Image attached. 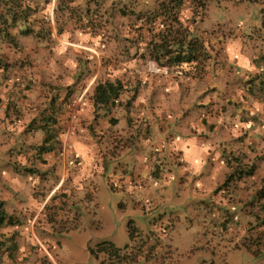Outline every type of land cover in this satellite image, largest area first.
I'll return each instance as SVG.
<instances>
[{
  "label": "rangeland",
  "instance_id": "rangeland-1",
  "mask_svg": "<svg viewBox=\"0 0 264 264\" xmlns=\"http://www.w3.org/2000/svg\"><path fill=\"white\" fill-rule=\"evenodd\" d=\"M170 3L171 0L29 1L28 24L17 28L19 32L16 30L13 38L16 47L12 50L16 58L27 56L28 70L34 67L35 57L41 55L40 48H36L37 33L42 37L37 42L51 43L55 40L52 25L55 31L76 26L85 40L105 45L100 70L84 59V73H98L94 86L117 81L121 90L117 99L97 106L95 112L92 105L90 116L94 123L85 132L92 140H106L100 156L103 166L101 162L96 166V161L94 167L85 169L82 164L72 165L70 183L61 188L69 190L66 193H43L52 190L54 178L43 192L36 183L33 190L29 186L30 195L26 192L18 197L24 209L17 212L16 229L7 227L0 231L13 236L16 248L11 261L3 258L0 264H264L262 233L247 231L246 239L238 242L242 248L231 250L228 240L222 238L225 235H219L226 228L220 226L219 231L207 221H198L201 212L214 221L210 204L217 202L216 193L209 194L204 187L195 189L193 171L183 165L184 157L179 152L171 151V156L159 158V146H150L154 161L148 177H135L130 174L133 169L124 172L119 166L124 162H118V140H151L153 144L154 140L196 135L202 115L212 117L216 106L213 101L220 96L222 80L227 75H255L262 65L254 61L264 51V3L215 0L203 12L193 9L190 0H182L173 14L161 10L162 4ZM26 29L31 33L21 34ZM167 32L170 38L166 37ZM163 33L165 36L161 37ZM81 34L69 33V39L77 40ZM181 37L203 47L198 62L177 68L158 64L152 54L155 47L161 45L169 51L166 57L160 54L165 62L168 56L180 52L171 44ZM13 43L0 42V50ZM18 47L23 53L14 51ZM86 51L93 54L92 50ZM219 71L223 75L218 78ZM61 129L59 134L64 135V128ZM206 141L212 150L215 140ZM169 146L165 144L164 149ZM220 147L227 149L225 144ZM134 149L139 153L142 146L139 143ZM226 155L227 162L234 160L231 153ZM39 164L37 160L28 165L35 169ZM129 165L132 167V162ZM31 196L35 200L25 202ZM3 199L0 192V200ZM239 213L238 222L247 212ZM129 222L130 228L136 230L131 240ZM174 222L177 226L173 229ZM230 228L234 232L240 230ZM106 241L120 249L128 245L123 256L96 254L97 245ZM245 245L251 246V251Z\"/></svg>",
  "mask_w": 264,
  "mask_h": 264
},
{
  "label": "crops",
  "instance_id": "crops-1",
  "mask_svg": "<svg viewBox=\"0 0 264 264\" xmlns=\"http://www.w3.org/2000/svg\"><path fill=\"white\" fill-rule=\"evenodd\" d=\"M59 30L61 35L52 25L55 40L36 43L41 55L35 57L32 70L23 66L15 68L13 72L0 73V192L4 194V208L15 217L17 212L24 209L18 197L26 192V195H30V187L33 190L35 183L43 192V188H49L47 182L54 178L53 182L56 183L52 190L44 193L59 194L63 190L61 188L70 183L68 176L72 165L82 164L85 169L94 167L95 161L96 166L99 162L102 166L104 163L100 156L106 146H102V143L106 140L98 142L85 134L94 123L90 114L98 73L87 75L82 66L89 60L100 70L99 65L105 58L102 50L105 45L95 40H85L81 34L83 32L76 26L60 27ZM92 31L95 32L96 28ZM72 32L81 36L77 40L69 39ZM233 44L225 49L233 47ZM86 50H92L93 54ZM247 52L251 53V50L247 49ZM254 62L262 64L257 74L238 78L227 75L222 80L220 96L213 101L216 106L213 107L212 117L202 115L196 125V135L180 140H154L155 144L151 140H118L121 146L118 162H124L119 164L120 168L124 172L133 169L130 174L138 178L148 177L152 169L154 157L150 146H159V158L171 156V151H177L184 157L181 161L193 171L195 189L202 190L204 187L207 193H216L214 200L217 199V202L210 204L212 216L215 213L214 221L201 212L198 216L201 224L207 221L210 226L219 225L225 215L240 216L241 210L243 213L246 211L244 219L238 222L235 218L226 225V231L219 234L225 235L222 238L228 240L231 250L242 248L238 242L246 239L247 231L254 229L252 234L264 235V193L261 192L264 189V51ZM217 74L218 78L223 75L220 71ZM73 102L77 104L76 110L71 108ZM42 127L57 135L64 128L65 133L58 143L52 144V151L41 153L39 147L44 144L46 135L50 140L48 134L41 130ZM75 130L77 134H74ZM206 140H215L212 150ZM137 142L142 146L139 153L134 149L139 144ZM165 144L170 146L164 149ZM223 144L229 152L220 147ZM125 145L128 146L123 147ZM228 153L234 159L232 162L226 160ZM37 160L39 166L30 169L28 164ZM131 162L132 167L129 165ZM127 181L124 179L125 183ZM161 190L164 192L165 188ZM68 191L65 189L62 193ZM34 200V196H31L25 202ZM251 212L255 215H251ZM171 224L173 229L177 226L175 222ZM230 226L240 230L234 232ZM245 246L249 250L252 248Z\"/></svg>",
  "mask_w": 264,
  "mask_h": 264
},
{
  "label": "trees",
  "instance_id": "trees-1",
  "mask_svg": "<svg viewBox=\"0 0 264 264\" xmlns=\"http://www.w3.org/2000/svg\"><path fill=\"white\" fill-rule=\"evenodd\" d=\"M29 1L30 0H0V42L2 41L5 43L14 42L13 44L9 45L8 48L4 47V51L0 50V73L2 74L7 71L13 72L15 68L23 67L27 65V60H28L27 56L23 55V57L19 56L18 58H16L15 52H13L12 50L16 47V43L13 38L16 35L17 28L19 29L21 25L28 24V17L31 11L28 4ZM212 1L215 0H190V4L192 5V7H194L193 9L204 12L207 4ZM224 1H229L233 3H247V4L264 3V0H224ZM181 2L182 0H171L170 6H165L162 4L160 8L163 11L173 14L174 11L180 8ZM17 31L19 32V30ZM29 32L31 33L29 29H26L23 32L21 31V34L27 35V33ZM57 33L61 35L60 30H58ZM36 35L37 36L35 37L36 39L35 42L39 43L40 41L39 42L37 41L38 39L40 40L42 39L41 34L37 33ZM160 36L164 37L165 35L163 33L160 34ZM166 37L170 38L171 34L167 32ZM171 45L177 46L180 52L174 54L173 56H168V60H166L165 62L161 61V55L166 57L169 51L166 50V48H164L161 45L158 46L159 48L157 46L155 47L152 54L155 56L154 59L157 61L158 64L177 68L185 64L197 63L199 60V53L203 50V47H198L197 44L191 43L190 40H186L185 37H181L179 42H173V44ZM162 50H166V53H162ZM14 51H18V54L23 53V50L19 47L16 48ZM120 90H121L120 84L117 81L114 83L108 81L97 83V85L94 87V94L92 97L94 112L97 106L107 105L109 102L117 99L119 97ZM41 130L45 131L48 134L50 140H47V135H46V138L43 140L44 144L40 145L39 147L41 150L40 152L42 153L43 151H47V152L52 151L53 149L52 144L55 142L58 143V140H60L61 135L60 134L57 135L56 133L54 134L49 133V129H47L46 127H42ZM49 141L51 142L50 144L48 143ZM229 162L231 161L229 160ZM235 218H236L235 215L227 214L224 217V221H222L223 224L219 223V225L216 224L211 227H215V229L222 231V228H226V225L228 223H230L231 221H235ZM17 224H18L17 217H15L13 214H9L4 208V201L0 200V231L1 229L7 227H14ZM130 227H131V223L129 222L127 231H128L129 239L131 240V237L133 235L134 236L136 235V230H134L133 227L132 228ZM221 233H223V231ZM15 249L16 248H15V244L13 243V236L8 237L6 235L0 234V262L3 261V258L8 261H11ZM123 249L116 247L112 242L106 241L97 245L96 254H103L105 256L107 255L108 257H112V258H120V256H123L122 254ZM100 264H103V262H101Z\"/></svg>",
  "mask_w": 264,
  "mask_h": 264
},
{
  "label": "built area",
  "instance_id": "built-area-1",
  "mask_svg": "<svg viewBox=\"0 0 264 264\" xmlns=\"http://www.w3.org/2000/svg\"><path fill=\"white\" fill-rule=\"evenodd\" d=\"M76 106H77V104H75V102H73V103L71 104V108H72L73 110H76V109H74Z\"/></svg>",
  "mask_w": 264,
  "mask_h": 264
}]
</instances>
